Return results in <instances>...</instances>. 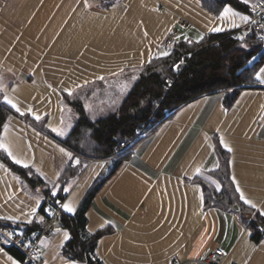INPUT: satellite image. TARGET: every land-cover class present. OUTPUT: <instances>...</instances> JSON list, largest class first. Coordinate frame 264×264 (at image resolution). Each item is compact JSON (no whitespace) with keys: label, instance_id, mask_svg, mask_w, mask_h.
Here are the masks:
<instances>
[{"label":"crops","instance_id":"crops-1","mask_svg":"<svg viewBox=\"0 0 264 264\" xmlns=\"http://www.w3.org/2000/svg\"><path fill=\"white\" fill-rule=\"evenodd\" d=\"M84 2L0 0V94L29 117L11 114L0 139L51 187L73 165L65 152L76 159L63 140L78 115L63 103V93L85 91V109L97 119L91 112L93 101L104 108L120 98L110 91L86 94L99 77H104L100 84H107L103 81L119 79L124 74L117 75L128 68L148 62L163 50L170 35L176 40H199L219 25L224 31L236 29L231 16L217 19L220 13L211 14L200 0H88L87 9ZM235 20L244 25L239 17ZM224 96V91L214 92L177 108L134 144L130 156L93 197L86 229L91 233L108 229L97 244L104 264H206L215 248L223 249L230 263L264 264V239L254 242L236 211L204 208L202 186L193 181L195 177L217 181L211 175L219 163L213 137H223L232 148L231 177H236L246 198L264 208V87L257 83L242 89L230 107L225 106ZM29 109L32 114H27ZM113 164L111 157L86 164L67 185L70 191L62 203L75 210ZM36 200L44 203L42 189L29 188L0 160V216L26 219L23 214L30 213ZM40 208L33 221L42 225ZM65 230L61 221L55 222L51 236L40 238L36 257L43 263L74 260L62 254ZM13 261L21 264L4 246L0 264Z\"/></svg>","mask_w":264,"mask_h":264},{"label":"trees","instance_id":"trees-1","mask_svg":"<svg viewBox=\"0 0 264 264\" xmlns=\"http://www.w3.org/2000/svg\"><path fill=\"white\" fill-rule=\"evenodd\" d=\"M200 2L202 7L213 15H218L225 4L238 11L249 13V6L242 3V0H200ZM232 32L233 30L207 33L203 35L202 40L199 39V43L196 42L197 40L180 39L172 45L163 44L162 51H168L170 55L160 57V53H157L154 56L156 58H152L151 62L141 64L137 68L138 78L118 109L97 119H92L87 114L82 100L83 95L80 92L74 91L71 95L63 93V103L71 106L78 115L63 143L73 151L80 164L75 166L69 164L57 183L62 187L67 186L83 172L90 161L111 157L120 141L132 138L143 124L147 125L146 135H148L177 108L204 95L224 91L223 102L226 107H230L242 89L256 86L253 76L264 62V53H260L263 45L250 35L241 42L232 36ZM258 54L255 64L250 65L251 58ZM181 60L184 66L177 72L175 66ZM101 81L97 82L100 84ZM2 101L3 96L0 94V132L6 119L11 114H15L14 110ZM24 117L29 119L28 116ZM213 142L220 166L212 171L211 175L221 185L220 191H216L214 184L207 179L201 177L193 179L202 186L204 208L216 207L236 211L250 229L252 240L258 243L264 239V217L239 200V193L235 191L236 186L231 180L230 152L220 145L218 137H213ZM132 147L114 159L111 171L88 189L74 213L60 211L62 227L71 236L62 246L63 255L85 264H104L97 253V244L108 229L89 232L86 229V211L107 178L130 156ZM0 160L24 179L29 188L40 187L45 197L51 196V186L34 168L15 164L3 150H0ZM65 196L61 190L57 198L51 197L50 204L43 203L40 212L44 215L46 207L52 210L56 205V199L62 202ZM45 217L48 218L50 215ZM0 227L22 230L23 236L27 237L38 233L42 225L37 221L30 225H13L8 221L0 220ZM5 248L17 256L21 264H27L25 254L18 247L8 245Z\"/></svg>","mask_w":264,"mask_h":264},{"label":"snow or ice","instance_id":"snow-or-ice-1","mask_svg":"<svg viewBox=\"0 0 264 264\" xmlns=\"http://www.w3.org/2000/svg\"><path fill=\"white\" fill-rule=\"evenodd\" d=\"M242 3H244L246 6H249L250 13L241 14L237 11H234L229 4H225V6L223 7V9L220 12L219 16L217 17V19L224 20V19L228 18L229 16H231L232 19L230 20V22L232 24V27L233 28H240L241 24L237 23L235 20V17H239L240 21H242L245 25L250 24L254 28L259 27L261 29V33L258 36V38L264 39V22H261L260 20H257L254 18L257 15L258 11L260 13H264V7H260L258 9L257 4L255 2H253V0H242ZM84 7H85V9H87L89 7L88 0H85ZM224 30H226V29L223 27V25H219V26L213 27L211 29L212 32H221ZM248 34H249L248 32H242L240 35H238L234 38L243 42L246 40V37ZM145 35H146V33H145ZM199 39L202 40L203 36H201ZM187 42L191 43V41H187ZM196 42L199 43V40H197ZM242 46H244L243 43H242ZM169 55H170V53L168 51L160 52V57H167ZM152 58H156V57L150 56L149 62H151ZM255 61H256V57H252L251 60L249 61V64L254 65ZM182 63H183V61L181 60L175 67L178 69L180 64H182ZM137 78L138 77H136V76L132 77L133 80H136ZM99 79L103 80L104 77L101 76V77H99ZM253 79L260 86L264 87V66H261L259 69H257V71L254 73ZM2 92H3V87L0 86V93H2ZM69 95H71L70 92H69ZM2 102L7 104L8 106H10V108L12 110H14L15 113H18L20 116L26 115V113L24 111H21V108L17 105V103L13 102V100L10 99L7 95L3 96ZM27 114H32V110L29 109ZM33 119L39 121L41 119V116L33 115ZM2 127L4 130H7L9 128V124L4 123L2 125ZM52 131L56 132V129H52ZM56 134L58 136H64L65 135L63 130L56 132ZM219 143L227 152L232 151V148L229 147L225 143L223 137L220 138ZM0 150H3L7 154V156L13 160V162L15 164L20 165V166L25 167V168L29 167V165L27 163L23 162L21 159H19L15 156L13 151L10 149L9 145L6 144L3 141V139H0ZM61 151L64 152L65 150L61 149ZM65 155L69 158V161L73 163V166L80 164V161L78 159L73 160L71 153L65 152ZM229 163H231V162H229ZM219 166L220 165L217 162L215 165V168H219ZM215 168L213 169V171L215 170ZM195 172L197 175H199L201 173V168L197 167L195 169ZM231 180H232V183L236 185L235 191L237 193H239V200L242 201L244 205L249 206V208L256 210V212H258L260 216L264 217V208L258 207L256 203H254L252 200L246 198L244 192L241 190L239 184L236 182L235 176H232ZM212 183L215 184L216 191H220L221 185L219 183H217V181H215V180H213ZM61 190L65 195H67L70 191L67 186L62 187L59 183L53 184V186L50 189L51 197L54 199L57 198L58 195L60 194ZM42 203H43V201L36 200L35 206L31 207V209H30V213L23 214V215H25L26 219L22 220L19 216L6 215V216H0V220L8 221L13 225H16V224H29L30 225L34 222L33 217H35L37 215V213L39 212V208H40ZM56 205L60 209H62L63 211H65L69 214L74 213V208L67 202L62 203L59 199H56ZM46 215H52L51 208H48V207L44 208V215H42L40 217V220L43 221L44 216H46ZM56 231L59 232L61 230L56 229ZM17 236H23V231L14 229L13 231L7 232L6 234L0 233V237H2V239H0V252L4 251V246L14 243L15 242L14 237H17ZM70 238H71L70 233L65 230L63 233L64 241L67 242ZM24 246L29 247L30 243L24 244ZM13 264H20V262L19 261H13ZM44 264H47V261H45ZM71 264H78V262L75 260H72Z\"/></svg>","mask_w":264,"mask_h":264},{"label":"built area","instance_id":"built-area-1","mask_svg":"<svg viewBox=\"0 0 264 264\" xmlns=\"http://www.w3.org/2000/svg\"><path fill=\"white\" fill-rule=\"evenodd\" d=\"M255 3L257 4L258 9L260 7H264V0H257ZM249 13H250V8H249ZM254 18L260 20L261 22H264V13H260L258 11L257 15ZM242 32H248L249 34L247 36L249 35L253 36L257 42L261 43L263 45V48L261 49L260 53L264 52V39L258 38V36L261 33V29L259 27L254 28L250 24L248 25L244 24L240 28L234 29L232 32V36L236 37L240 35ZM175 41H176L175 35H170L169 37L166 38L165 44L172 45L174 44ZM183 66H184V62L180 64L178 69L175 67V70L178 72L182 69ZM147 131H148L147 125L146 124L141 125L137 129L135 135L132 138H128L120 141L117 150L111 156V158L116 159L118 155L125 152L128 148L132 147L137 141L142 139L146 135ZM44 202L46 204H50L51 196L50 195L46 196ZM59 215H60V208L57 205H55L52 209V215H50V217L45 218L43 220L42 228L38 233L32 234L27 237L25 236L14 237L15 242L10 245H14L18 247L25 254V262L27 264H44L42 260L36 257V252L38 251L40 238L41 237L47 238L51 236L53 232L54 223L55 222L60 223ZM13 230L14 229L12 228L0 227V233L6 234L7 232H11ZM28 243H30V246L25 247L24 244H28ZM204 262L206 264H235L227 261L226 252L221 248L213 249L207 256L206 260H204ZM78 264H85V263L78 262Z\"/></svg>","mask_w":264,"mask_h":264},{"label":"rangeland","instance_id":"rangeland-1","mask_svg":"<svg viewBox=\"0 0 264 264\" xmlns=\"http://www.w3.org/2000/svg\"><path fill=\"white\" fill-rule=\"evenodd\" d=\"M261 66H264V62L258 67V69ZM138 67H130V68H128L127 72L123 76H121L124 79L123 81H122L121 77L119 79L113 78V79H110V80L107 79V80L103 81V82H105L107 84H99V83H97L95 85H92L91 87L90 86L87 87L86 94L88 93L89 95H91L93 93H96V91L100 92L101 94L104 95V94L107 93V91H110V93L113 94V95H118V97H120V98L123 97L122 99H120V98L117 99V97L113 98V100L109 101L106 104V106H104V108L101 107L100 103L96 102L97 100L93 99V100H95V101H93V103L95 105H97V107L94 104L91 105L93 107V109H91V112L93 114L92 116H94L95 118L101 117V116H105L107 114L115 112L118 109V107L121 105L122 101L124 100L126 94L128 93V91L132 87V84L135 82V80H133L132 77L133 76L137 77V68ZM127 84H128V86H127ZM105 87H107L108 89H104ZM79 92L82 95L85 94V91L83 92V90L79 91Z\"/></svg>","mask_w":264,"mask_h":264}]
</instances>
